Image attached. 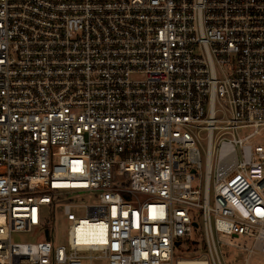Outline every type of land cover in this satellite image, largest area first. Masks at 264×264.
Masks as SVG:
<instances>
[{
	"label": "built area",
	"instance_id": "2783aa9c",
	"mask_svg": "<svg viewBox=\"0 0 264 264\" xmlns=\"http://www.w3.org/2000/svg\"><path fill=\"white\" fill-rule=\"evenodd\" d=\"M219 244L264 263V0H0V264Z\"/></svg>",
	"mask_w": 264,
	"mask_h": 264
},
{
	"label": "rangeland",
	"instance_id": "374dc122",
	"mask_svg": "<svg viewBox=\"0 0 264 264\" xmlns=\"http://www.w3.org/2000/svg\"><path fill=\"white\" fill-rule=\"evenodd\" d=\"M97 199L96 195L91 193H83L79 197V202L81 204H86L92 201H95ZM77 216L84 217L85 211L84 209L77 208L73 209ZM68 221H66L63 212L62 207L58 206V209L56 210L54 222L52 223L53 227V234L54 238L57 241L58 244H66V238H67V227H68ZM39 236L35 232L31 233H20V234H14L13 235V241L16 242H36L39 239ZM218 251L221 256L223 264H245L244 259L246 257V252L240 251L234 247L219 244L218 245ZM181 257H185L180 254ZM92 264H108L106 260H94ZM253 264H264L263 262H253Z\"/></svg>",
	"mask_w": 264,
	"mask_h": 264
},
{
	"label": "trees",
	"instance_id": "16d2710c",
	"mask_svg": "<svg viewBox=\"0 0 264 264\" xmlns=\"http://www.w3.org/2000/svg\"><path fill=\"white\" fill-rule=\"evenodd\" d=\"M198 238H200L199 234L196 235L195 239L178 242L180 254L185 256L184 258H196L199 256L203 242H198ZM200 243L201 247H199Z\"/></svg>",
	"mask_w": 264,
	"mask_h": 264
},
{
	"label": "bare ground",
	"instance_id": "6f19581e",
	"mask_svg": "<svg viewBox=\"0 0 264 264\" xmlns=\"http://www.w3.org/2000/svg\"><path fill=\"white\" fill-rule=\"evenodd\" d=\"M181 264H199V262L193 259H187V260H182Z\"/></svg>",
	"mask_w": 264,
	"mask_h": 264
},
{
	"label": "water",
	"instance_id": "95a60500",
	"mask_svg": "<svg viewBox=\"0 0 264 264\" xmlns=\"http://www.w3.org/2000/svg\"><path fill=\"white\" fill-rule=\"evenodd\" d=\"M194 226L197 227L198 226L197 223H194Z\"/></svg>",
	"mask_w": 264,
	"mask_h": 264
}]
</instances>
